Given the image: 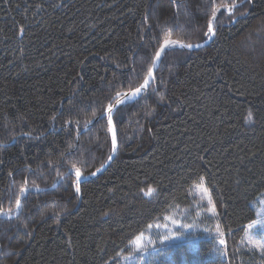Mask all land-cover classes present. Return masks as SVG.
Returning <instances> with one entry per match:
<instances>
[{
    "label": "trees",
    "instance_id": "obj_1",
    "mask_svg": "<svg viewBox=\"0 0 264 264\" xmlns=\"http://www.w3.org/2000/svg\"><path fill=\"white\" fill-rule=\"evenodd\" d=\"M240 5L232 9V4ZM114 160L107 119L117 93ZM249 111L252 120L246 122ZM203 180L211 235L156 247L142 264H260L240 247L264 191V0H0V264H116ZM58 184L49 189L53 184Z\"/></svg>",
    "mask_w": 264,
    "mask_h": 264
},
{
    "label": "rangeland",
    "instance_id": "obj_2",
    "mask_svg": "<svg viewBox=\"0 0 264 264\" xmlns=\"http://www.w3.org/2000/svg\"><path fill=\"white\" fill-rule=\"evenodd\" d=\"M203 180L190 189L191 204L188 208L172 207L160 220L152 223L147 230L138 235L130 244V255L118 257L116 264H142V259L156 251L181 241L194 239L198 235L214 236L219 244L223 240L216 225V207ZM256 219L245 227L240 247L257 252L264 264V191L251 203ZM215 208V213L212 208Z\"/></svg>",
    "mask_w": 264,
    "mask_h": 264
},
{
    "label": "snow or ice",
    "instance_id": "obj_3",
    "mask_svg": "<svg viewBox=\"0 0 264 264\" xmlns=\"http://www.w3.org/2000/svg\"><path fill=\"white\" fill-rule=\"evenodd\" d=\"M242 2L251 3V0H242ZM239 6L240 5H237V4L234 3V4H232V6L229 9V11H231L232 9H235V8H237ZM215 20H216V11L214 10L212 12L211 19L208 20V24H207L208 31H207V33H205V35L208 37V39H212L216 35V32L213 30V22ZM177 45H179L181 48L201 47V45H198V44L197 45L186 44V43H183V41L173 40L171 38L165 39L164 44L161 46L160 50L157 51L156 54H155V58L153 60V66L154 67L156 66L157 62L161 58V53L164 52L166 48L175 47ZM148 77L151 78V79H154V77L152 75V69L151 68H149V70H148ZM149 78H146L144 83L140 87L136 88L130 95L125 94V100L136 99L139 96V94L141 93V90L148 87V85L150 83V79ZM117 96L119 97L120 93H117ZM125 100H119V103L123 104V103H125ZM107 113H108V124L111 126L112 123H113V116H112L113 107L111 105L108 107ZM251 120H252V112L249 111L248 116L246 118V122H250ZM109 130L113 132L112 146H113V152H115L116 151V143H117L115 131L111 127L109 128ZM111 159H112V157L109 156V160H111ZM80 175H81L80 170L77 168L76 169L77 182H76V187H75V191L77 193L80 192V185H79ZM93 175H95V173H93ZM26 191H27L26 189H23V188L21 189V192H26ZM209 204H211V197H209ZM20 208H21V201H20V199H17L16 200V209L19 210ZM211 210H212L213 213H215V208L214 207ZM0 216L5 217V218H10V217H8V214L4 213L2 210H0ZM220 243L224 244L225 241L221 240Z\"/></svg>",
    "mask_w": 264,
    "mask_h": 264
},
{
    "label": "water",
    "instance_id": "obj_4",
    "mask_svg": "<svg viewBox=\"0 0 264 264\" xmlns=\"http://www.w3.org/2000/svg\"><path fill=\"white\" fill-rule=\"evenodd\" d=\"M213 38H214V37H213ZM213 38H212V39H208V37H207L204 41H202V42H200V43H197L198 45H201V47L181 48L179 45H177V46H175V47L178 48V49H181V50H183V51H189V52H192V51L199 50V49H201V48L207 46V45L213 40ZM173 40H174V39H173ZM164 41H165V40H164ZM164 41L160 44V46H159V48H158L157 51L160 50L161 46L164 44ZM197 44H193V45H197ZM170 48H172V47H170ZM170 48H166L165 51L168 50V49H170ZM165 51L161 53V58H160V60L157 62V64H156L155 67L153 66V60H154V58H155V55H154V58H153V60H152V64H151V66H150V68L152 69V75H153V77H154V74H155V72L157 71V69H158V67H159V64H160V62H161V60H162V57H163ZM155 54H156V53H155ZM146 78H149V77H148V74H147ZM146 78H145V79H146ZM149 79H150V83H149L148 87L145 88V89H142V90H141V93L139 94V96H138L136 99H138L142 94H144V93L148 90V88H149V86H150V84H151V81H152L151 78H149ZM144 81H145V80H144ZM144 81L142 82V84L144 83ZM142 84H141V85H142ZM141 85H140V86H141ZM140 86H139V87H140ZM133 91H134V90H132V91H128V92H125V93L121 94L119 97L116 98V100L111 104V106L113 107V113H112V116H113L114 112L117 110V108H119L120 106H123V105H125V104L131 103V102H133V101L136 100V99H133V100H125V94L130 95ZM119 100H125V103L120 104V103H119ZM107 109H108V108H107ZM107 109L105 110V112H104L101 116H98V117L94 118L93 120H91L90 122H88V123L86 124V126L83 128L82 131L87 130V129H88V128H89V127L95 122V121H97L98 119H100V118H102V117H105V118L107 119V124H108V113H107ZM110 127H111L112 129H114V131H115V135H116V129H115V127H114V124L112 123L111 126L108 124V130H109ZM109 133H110V136H111V151H110L109 156H111L112 159L109 160V156H108L107 160H106V161L103 163V165L98 169L99 171L96 170L95 172H93V173H95V175H93V173H92V174H89V175H86V176H84V175L81 174V175H80L79 183L82 182V181L91 180V179L95 178V177L98 176L101 172H103V171L107 168V166H109V165L111 164V162L114 160L115 155H116V152H117V143H116V151L113 152V146H112V136H113V132L109 130ZM116 141H117V135H116ZM75 178H76V182H77L76 174H75ZM57 184H58V182L55 183V184H53L49 189H53ZM26 190H27L26 192H21V194H20V196H19V198H18V199H20L21 203H22L23 198H24L29 192L43 191L44 189H26ZM20 210H21V208H20L19 210L16 209V212L14 213V215H9V214H8V217H10V218H5V217H2V216H0V218H4V219H12V218H14L15 216H17V215L19 214ZM4 213H6V212H4Z\"/></svg>",
    "mask_w": 264,
    "mask_h": 264
}]
</instances>
